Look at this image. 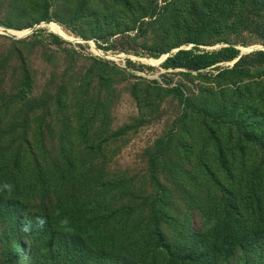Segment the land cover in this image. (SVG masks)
<instances>
[{
  "label": "trees",
  "instance_id": "16d2710c",
  "mask_svg": "<svg viewBox=\"0 0 264 264\" xmlns=\"http://www.w3.org/2000/svg\"><path fill=\"white\" fill-rule=\"evenodd\" d=\"M93 3L76 0L70 14L86 13ZM125 3L95 27L104 32L103 40L139 41L151 55L165 56L186 45L246 46L244 35L250 32L264 38V0ZM239 56L234 48L203 55L182 51L162 65V82L141 78L145 86H132L144 118L163 111L166 96L177 108L169 140H158L149 160L154 187L162 188L158 162L176 138L184 150L190 147L199 155L213 147L221 172L218 177L210 171L219 186L220 207L206 217V232L195 230L190 249L180 254L163 231L162 196L157 193L139 205L131 189L114 181L99 179L82 187L71 161L46 162L45 145L36 140L40 132L21 127L20 119H0V221L22 223L31 200L40 202L43 216L32 224L42 254L27 264H264V52L243 57L233 68L217 67ZM31 92L25 85L4 92L11 100L7 115L31 106ZM106 199L114 202L109 209Z\"/></svg>",
  "mask_w": 264,
  "mask_h": 264
},
{
  "label": "rangeland",
  "instance_id": "374dc122",
  "mask_svg": "<svg viewBox=\"0 0 264 264\" xmlns=\"http://www.w3.org/2000/svg\"><path fill=\"white\" fill-rule=\"evenodd\" d=\"M125 1L128 5L161 3ZM75 3L0 0V119H20L21 127L40 132L41 138L36 140L45 145L46 162L55 165L57 161H71L75 179L82 187L97 184L99 179L114 181L121 188L131 189L139 205L158 193L166 215L163 231L175 253L187 252L190 235L197 229L206 232V217L220 207L219 186L210 174L212 171L221 177L212 156L214 149H201V156L190 147L184 150L176 138L158 162L162 188L152 185L149 160L156 142L169 140L177 108L174 103L169 105L172 100L166 96L163 111L144 118L136 109L131 91L135 84L145 86L141 78L162 82L166 72L159 60L164 55L148 54L139 41L131 44L118 36L102 39L104 32L95 27L96 23L110 17L123 0H94L93 6L78 16L70 14ZM260 19L264 20V15ZM50 24L60 27L72 40L53 34L47 27ZM244 39L246 46L217 44L195 49L186 45L181 49L197 55L228 48L239 54L243 49H264V38L259 34L250 32ZM150 59L155 63L144 61ZM227 64L217 67L231 68ZM179 78L165 76V80ZM21 85L31 86L32 105L17 107L7 115L5 107L11 100L3 94L15 92ZM105 204L109 209L114 202L106 199ZM39 206L38 200L29 201L22 223L7 218L0 221V264L38 260L42 252L34 240L32 224L43 220Z\"/></svg>",
  "mask_w": 264,
  "mask_h": 264
},
{
  "label": "water",
  "instance_id": "95a60500",
  "mask_svg": "<svg viewBox=\"0 0 264 264\" xmlns=\"http://www.w3.org/2000/svg\"><path fill=\"white\" fill-rule=\"evenodd\" d=\"M193 48H195V47H193ZM246 50V49H245ZM249 51V53L248 54H243V52L240 54V56L235 60V61H233V62H231V63H228L227 65L229 66V67H231V68H233L243 57H245V56H248V55H251V54H254V53H257V52H261V51H264V49H262V48H251V49H248ZM182 51H188V50H185V49H178V50H174V51H172L170 54H168V55H165L164 56V58H161L160 60H159V62H160V64L161 65H163L169 58H171L173 55H176V54H178V53H180V52H182ZM243 51V50H242ZM145 62L147 61V60H144Z\"/></svg>",
  "mask_w": 264,
  "mask_h": 264
},
{
  "label": "bare ground",
  "instance_id": "6f19581e",
  "mask_svg": "<svg viewBox=\"0 0 264 264\" xmlns=\"http://www.w3.org/2000/svg\"><path fill=\"white\" fill-rule=\"evenodd\" d=\"M48 27V29L53 33V34H55V35H57V36H59V37H61L62 39H65V40H72L71 38H69L64 32H63V30L60 28V27H58L57 25H55V24H50V25H48L47 26ZM249 50L248 49H243V54H248L249 52H248ZM118 58H120V57H118ZM163 58V57H162ZM161 61V60H160ZM146 63H149V64H153V63H155L154 61H152L151 59L150 60H147L146 61ZM159 64V63H158Z\"/></svg>",
  "mask_w": 264,
  "mask_h": 264
},
{
  "label": "clouds",
  "instance_id": "9594fccd",
  "mask_svg": "<svg viewBox=\"0 0 264 264\" xmlns=\"http://www.w3.org/2000/svg\"><path fill=\"white\" fill-rule=\"evenodd\" d=\"M10 187H11V186L8 185V184H5V185H4V188H5V189H9V190H10Z\"/></svg>",
  "mask_w": 264,
  "mask_h": 264
}]
</instances>
